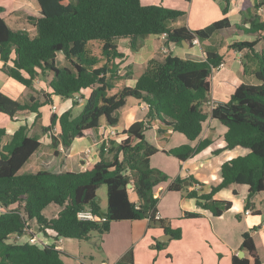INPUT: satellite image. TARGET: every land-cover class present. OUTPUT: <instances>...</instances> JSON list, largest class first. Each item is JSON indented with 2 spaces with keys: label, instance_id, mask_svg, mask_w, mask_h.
Instances as JSON below:
<instances>
[{
  "label": "trees",
  "instance_id": "trees-1",
  "mask_svg": "<svg viewBox=\"0 0 264 264\" xmlns=\"http://www.w3.org/2000/svg\"><path fill=\"white\" fill-rule=\"evenodd\" d=\"M36 2L43 15L38 18L28 16L26 23L17 29L10 28L1 18L3 8L0 7V61L10 79L32 90L35 80L40 78L46 92L18 101L0 91V114L10 119L18 114H35L39 119L41 109L52 106L54 97L72 99L90 89L77 116L74 117L71 111L59 116L53 113L49 125L43 129L55 134L51 136L52 147L63 149L99 129L102 122L113 129L118 123L115 113L125 107L128 98L147 106V121L126 128L125 138L117 145L110 141L106 151L102 145L101 160L80 173L65 170L54 173L52 164L38 166L35 172L26 171V165L33 161L41 146L40 141L28 136L27 127L20 126L2 145L6 132L0 128V206L5 209L0 213V264H63L60 252L54 246L9 242L12 236L26 234L27 221H34L38 231L53 241H87L92 233L99 236L108 233L113 222L142 220L159 225L165 233L180 239V230L170 229L167 220L154 218L158 203L154 189L167 182L169 177L150 165V157L159 150L145 139L149 120H156L159 126L180 133L194 143L211 117L226 128L225 146L214 150L212 155L218 156L236 147L248 150L246 155L221 165L220 182L208 193L189 191L184 187L185 181L189 186H199L192 177L174 179L170 191H187L186 197L195 199L198 206L213 216L232 207L230 201L217 197L230 187H245L248 199L264 193V19L249 20L248 29L235 26L237 33L253 36L252 41L233 42L224 52L206 48L204 59L199 60L170 55L163 60L151 59L133 88L125 87L117 94L109 95L111 86L118 79V65L114 63L123 58L117 40L128 39L132 50L138 48L141 39L162 34L167 35V43L203 42L215 32L229 28L227 18L206 29L191 31L173 26L185 12L160 4L143 6L140 0ZM226 13L227 7L223 15ZM91 42L101 44L98 57L90 50ZM228 49L243 53L241 74L244 81L227 102L212 105V71L225 63L224 53ZM57 53L64 56L62 66L55 63ZM211 146L212 142L203 140L194 147L184 145L164 153L183 162ZM105 154L111 159H104ZM101 186L106 189L105 211L101 210L96 195ZM131 192L137 196V201L130 200ZM231 193L236 195L233 190ZM50 205H56L60 210L48 219L42 212ZM248 207L246 201L245 208ZM85 210L91 211L92 221L78 218V213ZM184 217L197 218L199 215L184 213ZM240 248L247 258L232 256L231 264H261L249 233L242 235ZM116 264H135L132 251L126 252Z\"/></svg>",
  "mask_w": 264,
  "mask_h": 264
},
{
  "label": "crops",
  "instance_id": "crops-1",
  "mask_svg": "<svg viewBox=\"0 0 264 264\" xmlns=\"http://www.w3.org/2000/svg\"><path fill=\"white\" fill-rule=\"evenodd\" d=\"M140 3L143 6L160 4L168 9L185 12V16L173 24L175 28L185 27L191 31L203 30L224 17L227 18L230 27L215 32L203 42L197 40L196 43L192 42L191 44L185 42L181 44L167 43V54L165 55L161 53L164 43L160 36H148L141 39L136 50L130 48L128 39L117 40L116 45L123 58L114 63L118 65L116 71L118 79L111 86L109 95H115L125 87L133 88L151 59L163 60L165 56L170 55L177 58L199 60L204 59L206 48H215L219 52H224L227 46L233 42L252 41L253 36H247L244 32L241 33L247 37L237 34L235 26L248 29L249 20L264 19L262 0H190L189 2L184 0H140ZM0 7L3 8L1 18L13 29L21 28L26 23L28 16L36 18L41 16L36 0H0ZM225 7H227V13L223 15ZM89 45L92 54L98 57L101 44L91 42ZM242 54L232 49L226 50L224 65L212 71L210 88L212 105L227 102L235 88L244 81L241 74ZM64 62L63 54L57 53L56 65L62 66ZM2 66L0 61V91L8 97L23 101L36 96V94L46 92L45 85L40 78L35 80L33 89L29 90L10 79L2 70ZM90 92V89H87L77 95L82 99V102H77L75 98L54 97L52 106L55 107V110H51L52 106L42 108L39 119L35 114H18L14 119L4 115L6 120H3V127L0 128L5 130L6 137L2 140V145L9 141L20 126H25L28 129V136L36 137L41 143L33 161L26 165V171L35 172L38 170V166L52 164L54 173H60L62 170L73 173L84 172L86 168L101 160V141L111 129L102 122L99 129L74 140L68 149H63L61 146L53 148L51 136H55V134L50 131L44 132L43 129L49 125L50 116L53 113L59 116L66 111H71L73 115L74 108L79 104H84ZM73 102H77V104L73 105ZM147 112L148 108L144 103L131 98L126 99L125 107L115 113L118 123L113 128L117 133V136L111 140L114 145L125 138L123 132L126 128L136 122H146ZM149 126V130L144 134L145 139L159 150L158 153L150 157V165L169 177L167 182L161 183L154 189V197L158 199L157 214L161 219L168 221L170 229L180 230V239H174L170 234L165 233L159 225H151L148 220L113 222L110 231L101 236L102 247L110 256V260L107 261L105 257H100L95 264H116L128 251H132L135 264H231V257L237 256L238 252L242 251L240 246L244 233H249L252 237L260 262L264 264V193L255 194L248 199L245 187H230L217 197L230 201L232 207L219 216H213L210 211L198 206L195 199L186 197L187 191L169 190L170 183L174 179L186 180L192 177L199 184L198 188L195 186L196 184L185 185L186 181L183 186L189 191L208 193L212 186H216L220 182L221 165L229 159L246 155L248 150L236 147L218 156L212 155L214 150L225 146L223 136L226 128L211 117L206 120L199 140L194 143H190L180 133L159 126L156 120H149ZM203 140H209L212 142V146L183 162L164 153L184 145L194 147ZM86 150H90L87 155L85 154ZM55 152H57V156H55ZM104 159L110 160L111 157L105 154ZM231 190L235 191V196L232 195ZM130 200L137 201V196L133 192L130 193ZM246 201L250 205L247 209L245 208ZM59 210L58 206L50 205L42 213L44 217L50 219ZM245 211H249V214L245 215ZM184 213L198 214L199 217L185 218ZM117 223H128L130 226L124 224L126 227H114V224ZM27 225L26 234L12 236L9 242L24 244L27 243L29 236L39 233L35 222ZM122 230L124 231L121 236L116 239L115 234ZM111 231H114L112 234L115 241L113 248H109V240H105ZM92 239L91 235L90 239L84 242H89ZM54 246L60 252L63 264H93L87 260L89 259L91 262L95 260L91 253L83 251V245L78 240L62 239L54 243ZM242 252V258H247L246 252Z\"/></svg>",
  "mask_w": 264,
  "mask_h": 264
},
{
  "label": "rangeland",
  "instance_id": "rangeland-1",
  "mask_svg": "<svg viewBox=\"0 0 264 264\" xmlns=\"http://www.w3.org/2000/svg\"><path fill=\"white\" fill-rule=\"evenodd\" d=\"M3 3H5V2H3ZM2 5L4 6V4H2ZM5 9H6V7H5ZM263 13H264V11H263ZM5 15H6V13L4 14V16ZM237 34H239L241 37L245 36L242 33H237ZM245 37H247V36H245ZM249 81L251 82V80H249ZM82 106H83V104H79L78 107L74 108V111H73V116L74 117L77 116L80 113V111L82 110ZM3 120H6V117L4 115H0V127H3V124H2ZM96 195H97L98 204H99L101 210L102 211H105V209H106L105 206L107 204V201H106V189H105V187L104 186H101L100 188H98L97 191H96ZM31 223H34V221H27V224H31ZM124 224H128V223H117V224H114V227L115 226L123 227ZM126 226H130V225L128 224ZM126 226H124V227H126ZM123 231L124 230L119 231L118 233L115 234L116 239L119 236H121V234H122ZM113 232L111 231L109 233L108 237L105 239V240H109L108 241V247L109 248H113V246H114V242L115 241H114V237L112 236ZM92 236H93V239L91 241H89V242L80 241L81 244L83 245V251L86 252V253H91L92 256L95 258V260L92 261V262L89 259L87 261L89 263L95 264V263H97L99 261V258L100 257H105V259L107 261L110 260V256L106 254V251L102 247L101 236L97 235L96 233H92Z\"/></svg>",
  "mask_w": 264,
  "mask_h": 264
},
{
  "label": "built area",
  "instance_id": "built-area-1",
  "mask_svg": "<svg viewBox=\"0 0 264 264\" xmlns=\"http://www.w3.org/2000/svg\"><path fill=\"white\" fill-rule=\"evenodd\" d=\"M160 38L162 39L164 45L161 48V53L162 54H167V35L166 34H162L160 36ZM197 40H194V43H196ZM224 64H220L219 68H221ZM75 100L77 102H82V99L79 98L78 96L74 97ZM51 110H55V107L52 106ZM117 136V133L115 130L111 129L109 130L108 134L104 137V139L101 141V144L104 145V150H107V147H109V142ZM90 150H86L85 154H89ZM198 188V185H195ZM8 210V209H7ZM5 212V209L3 207L0 206V213ZM249 214V211H245V215ZM78 218L80 220H93V215L91 213L90 210H85V211H81L78 213ZM155 220H161V218L158 216V214L156 213L154 216ZM62 239H59L57 241H53L50 239H47L46 237H44L43 234H41L40 232L36 235H31L29 236L27 243L32 244V245H36L38 247H46V246H54V243L61 241ZM49 241H52V243H49ZM55 247V246H54ZM56 249V248H55Z\"/></svg>",
  "mask_w": 264,
  "mask_h": 264
},
{
  "label": "water",
  "instance_id": "water-1",
  "mask_svg": "<svg viewBox=\"0 0 264 264\" xmlns=\"http://www.w3.org/2000/svg\"><path fill=\"white\" fill-rule=\"evenodd\" d=\"M40 14L43 15V13H42L41 10H40ZM205 101H206V100H205ZM187 184H188V182H185V185H187ZM127 187H128L129 189H131L132 186H131V184H128ZM237 256H238L239 258H242V257H243V252H242V251H239Z\"/></svg>",
  "mask_w": 264,
  "mask_h": 264
}]
</instances>
